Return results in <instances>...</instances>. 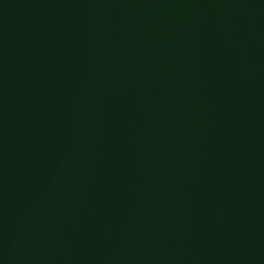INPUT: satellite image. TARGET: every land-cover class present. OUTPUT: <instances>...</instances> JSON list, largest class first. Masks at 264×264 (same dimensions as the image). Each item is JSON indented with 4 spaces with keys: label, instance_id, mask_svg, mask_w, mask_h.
Masks as SVG:
<instances>
[{
    "label": "water",
    "instance_id": "95a60500",
    "mask_svg": "<svg viewBox=\"0 0 264 264\" xmlns=\"http://www.w3.org/2000/svg\"><path fill=\"white\" fill-rule=\"evenodd\" d=\"M0 264H264V0H0Z\"/></svg>",
    "mask_w": 264,
    "mask_h": 264
}]
</instances>
